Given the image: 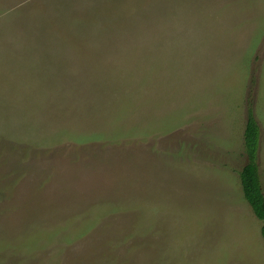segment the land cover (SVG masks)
I'll list each match as a JSON object with an SVG mask.
<instances>
[{
	"label": "rangeland",
	"instance_id": "374dc122",
	"mask_svg": "<svg viewBox=\"0 0 264 264\" xmlns=\"http://www.w3.org/2000/svg\"><path fill=\"white\" fill-rule=\"evenodd\" d=\"M248 110L264 0H0V264H264Z\"/></svg>",
	"mask_w": 264,
	"mask_h": 264
},
{
	"label": "trees",
	"instance_id": "16d2710c",
	"mask_svg": "<svg viewBox=\"0 0 264 264\" xmlns=\"http://www.w3.org/2000/svg\"><path fill=\"white\" fill-rule=\"evenodd\" d=\"M259 126L251 110H248L243 132V150L246 163L239 172L242 195L254 216L262 222L260 234L264 242V192L257 162Z\"/></svg>",
	"mask_w": 264,
	"mask_h": 264
}]
</instances>
